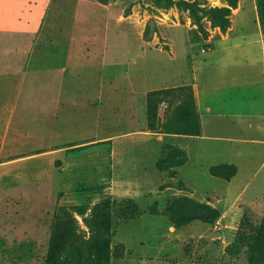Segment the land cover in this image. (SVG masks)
Instances as JSON below:
<instances>
[{"label":"rangeland","instance_id":"1","mask_svg":"<svg viewBox=\"0 0 264 264\" xmlns=\"http://www.w3.org/2000/svg\"><path fill=\"white\" fill-rule=\"evenodd\" d=\"M174 1L0 0V90L17 92L0 116V264H79L83 254L92 262L104 241L107 264H251L264 221V147L218 163L215 149L236 144L200 147L190 87L197 75L224 88L239 73L261 88L264 0H238L226 32L200 19L207 36ZM58 50L79 86L67 82L78 93L54 114L41 103L55 110L56 88L45 83L57 80L46 71ZM66 117L70 125L53 133ZM179 196L219 209V218L173 223L167 209Z\"/></svg>","mask_w":264,"mask_h":264},{"label":"crops","instance_id":"2","mask_svg":"<svg viewBox=\"0 0 264 264\" xmlns=\"http://www.w3.org/2000/svg\"><path fill=\"white\" fill-rule=\"evenodd\" d=\"M228 36L230 37L231 34ZM57 57V65H51L49 68H47V71L44 69V72H53L57 75L56 81L50 79V82L47 81L45 83V87L48 89L56 88L55 91L52 90L50 91L51 93L49 92L51 97L56 99V105L53 106L55 107V110L52 109V111H48V109L45 107L49 103L48 98L42 97L41 104L43 111L45 110L49 113L55 112L54 114L58 112V114H61V106L63 107L65 104L72 103L76 93H78L75 91L74 94H68L65 88L67 82H70L74 89L79 86V83L77 82V79L74 75L72 78H70V81H67L66 73L70 68V59H67V55L64 50H58ZM195 74L197 73L195 72ZM249 78V75H246V78H244L239 73L237 75L234 73L233 76H230L229 80L224 81V84H228V86L222 88L221 86H216L212 81H207L204 85H201L196 75L194 78L195 81L193 84H191L195 95L196 113L199 118L200 134H197L196 138L200 147L206 146L209 140L212 139L231 143L233 142L236 144L230 145V148L225 150L227 153L225 152L224 154L220 152L222 150L215 149L216 151H214V154L219 155H215V157L218 159L223 157L218 163L223 161H234L237 163V157L245 154L247 155V153L250 151V148H255L256 150L260 147H264V138H256L255 136L247 137V135L233 137L230 134H215L211 132L213 131V127L216 126L217 129H226L227 127L237 128L240 131L242 130L240 134L245 132L264 133V82L260 84L261 88H259L258 82L252 81ZM183 84L184 83L178 85V87L185 86V84ZM5 88H7L5 91L0 90V96L1 94L6 95L5 103L0 102V116L1 114L9 111L8 109L11 106L13 97H15V94H17L16 88L14 86H5ZM174 88H177V86H174ZM102 92H104V89L100 90V96L103 98ZM165 102H167L168 107L169 102L167 100L162 101V103ZM164 108L165 107L159 108V116H163L165 114L166 108L165 111ZM69 119V117H66L63 126L53 128V133L57 131L61 133L60 131L65 130V128L71 123ZM142 131L143 133L147 132L145 130ZM217 131H219V129ZM70 134L71 132H69V135ZM110 135L114 137V135ZM67 142L71 141L67 140ZM237 142L239 143L238 145ZM242 146H248L249 148L247 147L248 149L243 150ZM68 147H70L69 144L64 147L56 148V151H63L66 148L68 149ZM186 149L189 151L188 148ZM237 150H239V153ZM263 161L264 157L262 158V162ZM262 165L263 163H261L260 166Z\"/></svg>","mask_w":264,"mask_h":264},{"label":"trees","instance_id":"3","mask_svg":"<svg viewBox=\"0 0 264 264\" xmlns=\"http://www.w3.org/2000/svg\"><path fill=\"white\" fill-rule=\"evenodd\" d=\"M227 2V5L213 6L210 4L202 5L201 1L197 0L174 1V3L181 8L190 9L199 20L204 17H208V19L211 21L212 26L220 27L223 32H226L230 27L232 22V11L238 6V0H227ZM199 29L205 36L209 34V29L205 27L204 23L201 20L199 21ZM190 89H192L193 92L192 86L190 87ZM176 152L179 154V149H177ZM183 162L184 160H177L176 163H174V166L180 165ZM214 174L221 175L217 170H214ZM167 210L171 216L172 222L177 225L185 224L193 219L215 221L220 216L219 209L205 203H199L187 196L174 197L169 203ZM155 211L156 209H153V212ZM262 223V226L258 228L256 232L257 241L253 246L251 264H264V260L262 259V256L264 255V221ZM60 238L61 237L58 236L56 237V248L55 252H53V257L61 251ZM79 254L82 255L83 253L80 251ZM83 255L82 258L79 259V264H107L109 262L108 241H104L102 244H100L98 255L94 261L90 262L84 260Z\"/></svg>","mask_w":264,"mask_h":264},{"label":"bare ground","instance_id":"4","mask_svg":"<svg viewBox=\"0 0 264 264\" xmlns=\"http://www.w3.org/2000/svg\"><path fill=\"white\" fill-rule=\"evenodd\" d=\"M160 195V194H159Z\"/></svg>","mask_w":264,"mask_h":264}]
</instances>
